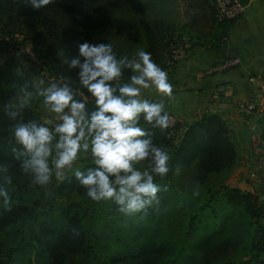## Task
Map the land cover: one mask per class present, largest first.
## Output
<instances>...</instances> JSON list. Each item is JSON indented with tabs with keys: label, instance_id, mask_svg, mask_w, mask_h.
<instances>
[{
	"label": "trees",
	"instance_id": "16d2710c",
	"mask_svg": "<svg viewBox=\"0 0 264 264\" xmlns=\"http://www.w3.org/2000/svg\"><path fill=\"white\" fill-rule=\"evenodd\" d=\"M70 1L54 0L45 8L35 10L27 5L28 0H0V25L4 17L13 22L15 16H19L22 25L14 34L18 33L31 41L34 52L56 80L64 77L65 72L63 59L56 50L66 53L70 46L77 48L80 44V40L75 37L78 28L86 32L82 35L84 38L91 39L94 36L98 41L113 46L118 42L116 34L122 29L112 23L107 7H82L83 4L79 7L80 0L76 6L80 13H77L72 11L71 7L75 6L70 5ZM207 3L210 19L217 28H222L223 37L224 28L229 24L217 23L209 0ZM140 6L144 8L147 3ZM73 22L76 25L71 29L70 24ZM191 22L194 27L196 17H192ZM190 27L187 23H163L157 20L142 27L144 51L151 53L154 62L162 65L169 76L174 68L170 64L173 46L188 44V48H192L194 45H202L200 35H194L195 38L189 36ZM48 41L52 44H48ZM2 44L0 42V46ZM0 54L4 55L0 64V165L8 164L12 176V184L7 187L12 201L11 211H5L0 198V264H202L195 257L194 251L204 250L221 239L226 222L238 220L233 215L235 209L242 208L251 217L258 218L259 211L255 208L252 195L232 188L227 190L228 197L226 192L218 193V197L210 195L201 206L200 213L187 214L184 230L181 229L182 223L170 224L175 213L186 208L182 203L166 212H162L159 206V210L150 209L147 215L135 216L120 213L113 204L111 212L116 223L97 228L93 215L96 213L95 207L91 205L94 201L87 197L86 189L75 179L74 174L57 185L51 183L42 187L34 184L31 177L20 168V160L11 151L16 146L13 128L20 118L11 120L5 115L4 106L17 103L22 94L19 88L13 89L10 85H22L25 79L15 74L18 60L16 55L7 54L5 49H0ZM42 101L41 97L34 96L31 99L21 113L23 122H40L37 107ZM140 126L153 133L155 145L174 151L167 176L155 179L162 186L173 178L177 166L182 172L196 170L202 178H206L211 174L230 171L236 162V152L227 136V129L215 114H203L188 124L178 142L175 138L178 132L168 138L166 130L151 128L143 118ZM170 140H173V144ZM80 162H83L80 168L82 171L95 166L90 157L81 158ZM169 192L171 190L158 195L166 196ZM56 194L75 195L81 198V203L90 204L79 211H75L73 205L60 209L56 203L59 195ZM226 198L233 208L224 201ZM219 201L226 203L224 208L227 213H221L217 218L215 206ZM173 203H176L174 199ZM213 211L215 216L211 217L209 213ZM203 212L213 220L212 230L205 235L203 229H200ZM249 228H253L249 246L252 262L246 261L243 264H264V227L255 221L250 222ZM72 229H76L79 235L75 236ZM177 234H182L181 241L177 239ZM202 234L204 239L196 248L193 241ZM186 236L191 238L189 243ZM212 264L221 263L217 261Z\"/></svg>",
	"mask_w": 264,
	"mask_h": 264
},
{
	"label": "clouds",
	"instance_id": "9594fccd",
	"mask_svg": "<svg viewBox=\"0 0 264 264\" xmlns=\"http://www.w3.org/2000/svg\"><path fill=\"white\" fill-rule=\"evenodd\" d=\"M53 2L28 0L27 5L40 10ZM78 47V56L63 58L69 70L79 69L78 85L63 76L58 82L46 83L33 76L22 85H10L22 94L17 103L4 106L11 120L20 118L13 128L16 146L11 151L20 160L23 173L42 187L49 186L53 177L63 182L78 160L90 157L95 166L76 169L73 174L92 201H111L126 216L159 210L158 193L168 188L155 179L167 176L171 156L166 148L153 143V133L140 126V121L143 118L153 129L170 126L171 117L163 99L174 98L168 73L144 50L137 51L136 59H129L118 57L111 43L84 42ZM126 69L133 73L129 80L124 78ZM81 89L94 100L96 110L90 114L86 108L88 96ZM149 89L162 98H141ZM34 96L43 98L48 113L59 122L51 127L36 120L23 122L21 113ZM0 178V198L5 211H11L7 187L12 184V176L8 164L0 165ZM72 232L79 235L76 229Z\"/></svg>",
	"mask_w": 264,
	"mask_h": 264
},
{
	"label": "rangeland",
	"instance_id": "374dc122",
	"mask_svg": "<svg viewBox=\"0 0 264 264\" xmlns=\"http://www.w3.org/2000/svg\"><path fill=\"white\" fill-rule=\"evenodd\" d=\"M79 1L80 0L70 1V5L75 6L71 7L72 11L80 13L78 7H76ZM145 3H147V6H145L144 9L140 5ZM81 4H83L82 7H107V11L112 16V23L122 28L121 32L116 34L118 42L115 46H113L114 50L118 57L127 56L129 59H136L137 51L144 50L145 41L142 30L144 24L152 23L155 20L161 21L163 23H173V21H176L177 23L185 22L189 26H192L190 27V32L202 35L203 33H197L194 27L196 25H199L200 27L201 25L204 26L203 18H201L200 15H205V12L209 10V4L207 3V0H81L79 7ZM195 11L196 22L194 24L196 25L193 27L191 19ZM3 20V23L0 25V42H3V44L0 46V49H5L7 54H13L18 57L15 74L23 79H31L33 76H36L39 79H43L46 83L58 82L59 80H56L54 77L50 76L44 62L40 59V56L34 52V50H32L35 54L34 59H30L19 52L24 50L29 42H31L28 38L18 35V33L14 34L21 27L22 19L19 16H15V20L13 22H10L7 17H4ZM75 25L76 23H71V29H73V26ZM205 27L206 26H204V28L201 30L204 31V34H207ZM100 30L101 28L99 27L98 31ZM110 32H113V30ZM84 34H86V32L84 30L79 31L78 28V33L75 35V37L80 40V44L84 42H88L89 44L93 45L102 43L94 36H92L91 39L84 38L82 36ZM189 36L195 38L194 34L190 33ZM207 42L208 44L212 43L209 41ZM48 44H52L51 41H48ZM31 45L33 48L32 43ZM73 46L75 47L76 45ZM56 51L62 59L64 57L70 59L79 55L78 46L77 48L70 46L68 48V52L66 53H63L60 50ZM3 57L4 55L0 54V64L3 62ZM158 66L162 68V65L158 64ZM63 67L65 71L64 77L71 78L73 81H75L76 85H78L79 69L69 70L68 65L64 63ZM132 74L133 73L130 69H126L124 71L125 80H129ZM168 78L169 82L171 83L172 77L169 76V74ZM81 91L85 96H88L87 105H95L94 100L90 97L87 91L84 89H81ZM153 93L156 92L152 89L145 90L142 93L141 98L146 99L150 95H153ZM77 99H80V97H77ZM37 108L40 122L44 123L45 125L49 124L53 114L48 113L43 101ZM222 122L227 129V136L233 144L234 150L236 152V162L232 169L230 171H226L225 173L221 172L211 174L206 178H202L196 170L187 172H182L180 170L179 173H177L175 170L173 173V178L170 179L166 185L168 188L167 192L169 190H171V192H169L166 196L159 195L160 209L162 212H166L167 209L173 210L174 205H179L182 203L186 208L183 211H177L175 213V218L172 219L170 224L173 225V223H182L181 229L184 230L186 227V215L200 213L201 206L205 203L210 195H213V197H218V193L226 192L225 195L228 197L229 195L227 190L232 188L239 189L243 193H250L255 199V208L257 211H259L258 218L255 219L251 217L242 208L235 209L233 215L236 216L238 220L226 222L225 226L223 227L224 232L221 239L218 240L214 245H209L204 250L197 249L194 251L195 257L202 264H212L217 261L221 264H243V262L246 261L252 262L249 256V246L251 244L253 229L249 228L250 222L259 221V224L264 227V171L258 168L256 169L257 180L255 184L248 180V171H246L242 166V160L246 147L250 143L251 132L248 126L243 122H239L236 127L233 124L229 125V128L226 126L224 121ZM188 124L181 125V131H179V134H177L175 137L176 142L180 141ZM170 142L173 144V140H170ZM168 152L170 156L174 153V151L170 148ZM82 166L83 162L78 160L74 164L73 170L66 173L67 178L70 177L76 169H80ZM255 168L256 167H254V169ZM242 182H244L243 186L239 187L238 184ZM51 183L57 185L60 183V181H57L55 177H53ZM196 191L199 192V195H193V193ZM57 195L59 196L56 198V203L59 205L60 209L73 205L75 211H79L90 204L81 203V198L75 195L66 196L65 194H56V196ZM173 199L176 203H173ZM224 201L229 203L227 198ZM113 204L114 203L111 201L94 202L93 204L91 203V205L95 207L96 213L93 215L95 217L94 222H96L97 228H102L111 222L116 223L111 212V207H113ZM224 206H226V203H221L220 201L215 206L217 218L221 213H227ZM231 207L233 208L232 205ZM231 207H229V211L231 210ZM209 215L213 217L215 216V212L212 214L209 213ZM209 215L205 214V212L202 214L203 218L200 229H203L204 235L212 230L213 220ZM179 232L180 230L178 229L177 233ZM203 234L193 241L196 248H198V244H200L202 239H204ZM177 239L181 241L182 234H177ZM186 241L189 243L191 238L186 236ZM196 254H198V256H196Z\"/></svg>",
	"mask_w": 264,
	"mask_h": 264
},
{
	"label": "crops",
	"instance_id": "0c3cea01",
	"mask_svg": "<svg viewBox=\"0 0 264 264\" xmlns=\"http://www.w3.org/2000/svg\"><path fill=\"white\" fill-rule=\"evenodd\" d=\"M241 1L245 5L244 14L226 25L223 37L222 28L212 23L209 11L205 12V17L200 15L207 34L201 30L203 25L195 24L194 28L197 33H203L200 35L202 45L188 48L185 57L173 68L174 98L163 99L169 115H174L181 125H187L203 114H215L227 127L232 124L236 127L239 122L248 126V122L236 113L235 105L257 97L260 81L264 78V0ZM192 17H196V11ZM233 58L241 61L240 66L207 75L208 68ZM161 98L153 93L146 99ZM86 108L89 114L96 110L95 105H86ZM258 169L264 171V158Z\"/></svg>",
	"mask_w": 264,
	"mask_h": 264
},
{
	"label": "built area",
	"instance_id": "2783aa9c",
	"mask_svg": "<svg viewBox=\"0 0 264 264\" xmlns=\"http://www.w3.org/2000/svg\"><path fill=\"white\" fill-rule=\"evenodd\" d=\"M210 5L214 10V17L217 23L231 24L238 20L245 11V5L241 0H209ZM188 44L173 46L171 50V62L175 66L181 61L187 51ZM31 42L21 50L22 54L30 59H34ZM241 61L237 58L228 59L220 64L214 65L207 69V75L223 73L232 68L240 66ZM236 113L248 122V128L251 132L250 143L246 147L245 154L242 160V166L248 171V180L255 184L257 180L256 169L260 166L264 158V78L260 81L258 88V96L243 100L235 105ZM170 126L165 129L167 137H172L175 132L181 131V123L174 116L170 115ZM59 122L58 118L53 114L47 126H53ZM175 144V142H174ZM254 167H256L254 169Z\"/></svg>",
	"mask_w": 264,
	"mask_h": 264
},
{
	"label": "water",
	"instance_id": "95a60500",
	"mask_svg": "<svg viewBox=\"0 0 264 264\" xmlns=\"http://www.w3.org/2000/svg\"><path fill=\"white\" fill-rule=\"evenodd\" d=\"M118 94V93H117Z\"/></svg>",
	"mask_w": 264,
	"mask_h": 264
}]
</instances>
